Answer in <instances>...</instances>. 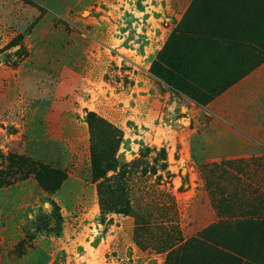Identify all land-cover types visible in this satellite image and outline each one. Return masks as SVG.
Returning <instances> with one entry per match:
<instances>
[{
	"label": "rangeland",
	"instance_id": "rangeland-1",
	"mask_svg": "<svg viewBox=\"0 0 264 264\" xmlns=\"http://www.w3.org/2000/svg\"><path fill=\"white\" fill-rule=\"evenodd\" d=\"M228 32L264 44V0H0V264H264L228 167L264 153V51Z\"/></svg>",
	"mask_w": 264,
	"mask_h": 264
},
{
	"label": "crops",
	"instance_id": "crops-1",
	"mask_svg": "<svg viewBox=\"0 0 264 264\" xmlns=\"http://www.w3.org/2000/svg\"><path fill=\"white\" fill-rule=\"evenodd\" d=\"M237 88H247L248 90H250L252 92V96L250 97L251 99H253V94L255 93H262V91L264 90V64L259 67L258 69H256L254 72H252L250 75H248L240 84ZM227 94L223 95L222 97H220L217 101H214L212 104H210V108L212 107H217L220 106L221 101L222 103V111L228 113L229 111L231 112L232 110H235V106L234 104H228V97H225ZM264 103V100L262 101V104ZM239 106V110L241 112H239L238 116H239V120L241 125H243L242 122V116L244 115H248L245 112H248L249 109H253L255 111H258V109H262L263 113H264V104L261 105L257 102H255L254 100H251V102H248L246 99H242L239 100L238 103ZM54 119H56L57 121L61 119L60 115L58 117H55ZM246 132H248L249 137H247L249 140H252L255 142L256 146H258L259 148H262L264 150V124L260 125L259 127H254L253 129L251 128V126L246 125ZM250 149V148H248ZM252 150L250 149V151H246L245 155H248L246 158L244 159H240V160H234L233 162L238 163V162H247L246 165H230L228 164L229 168H233L235 169V171H239L240 173H242L240 175L241 179H242V183L245 181L246 183V188L250 189L251 187H253V190H256V184H258L259 186L261 185V180H259L258 175H260L263 179L264 178V153H261L259 155L257 154H252L251 153ZM231 162V161H230ZM248 162H251V164H248ZM230 168V169H231ZM246 173L247 175L243 176V174ZM250 174H253L250 176ZM256 175V176H255ZM255 177H258L257 180H255ZM253 179V180H252ZM262 195V194H261ZM257 198V196H255Z\"/></svg>",
	"mask_w": 264,
	"mask_h": 264
},
{
	"label": "trees",
	"instance_id": "trees-1",
	"mask_svg": "<svg viewBox=\"0 0 264 264\" xmlns=\"http://www.w3.org/2000/svg\"><path fill=\"white\" fill-rule=\"evenodd\" d=\"M210 37L216 38L214 35H210ZM220 39H222L225 42V44L231 48L232 51L240 48V49L244 50L246 53L253 54V55H257L258 51L259 52L264 51V44H261V42H259L256 38H251L250 36H242L241 34H232V33L228 32V33H225L223 35V37H221ZM88 118L90 120V123L94 122V119L92 118L91 114L89 115ZM30 165L32 166V164H30ZM33 167H39V169H42L44 172H48V171H46L45 168L44 169L42 168L43 166H39L38 164L33 166ZM114 168H115L114 165L109 166L110 170H112ZM96 171L98 174L100 173L99 175L103 174V171L101 169H98ZM257 198L259 199V201L264 202V194H262V195L257 194ZM227 214L230 215L231 219H234V220H224L223 218H224V216H226V214H224V215H222L223 216L222 219H220L215 224H211L209 226V228L210 227L215 228L216 225H224L225 223L226 224H229V223L241 224L244 222L248 223L250 225V228H252V229H256L258 226L257 222L252 220L253 215H252L251 211H245V212H242V214H239L240 217L243 215L242 218L238 217V215L236 213H233V212H230ZM246 217H248V219H245ZM201 235H204V233H202Z\"/></svg>",
	"mask_w": 264,
	"mask_h": 264
}]
</instances>
